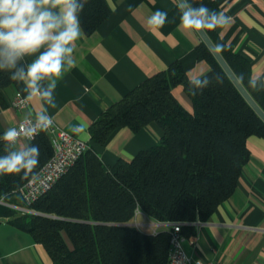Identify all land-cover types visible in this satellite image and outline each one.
<instances>
[{"label": "trees", "instance_id": "trees-1", "mask_svg": "<svg viewBox=\"0 0 264 264\" xmlns=\"http://www.w3.org/2000/svg\"><path fill=\"white\" fill-rule=\"evenodd\" d=\"M186 1L193 7L203 3L217 11L214 0ZM109 13L107 0H88L80 14L83 31L93 32ZM206 31L264 109V79L252 77L249 61L220 42L215 29ZM197 52L210 64L203 75L190 80L181 63L174 61L109 105L89 127L91 141L103 144L120 126L137 131L154 121L162 129L154 146L113 165L89 146L30 204L22 200L18 189L33 175L23 179V173L0 175V217L42 243L54 264H167L172 224L144 230L130 224L137 211L158 221L180 223L185 237L194 235L195 222L206 220L235 189L249 157L248 137L264 138V121L202 41ZM27 64L25 58L17 67L26 69ZM13 71L0 70V92L8 84H21L9 78ZM198 79H206L207 86L198 87ZM46 80L40 82L42 89L47 88ZM177 84L192 99L193 112L175 97L172 89ZM33 145L40 150L36 174L53 148L44 130L25 147ZM5 148L6 142L0 139V156L7 154ZM13 198L20 204L11 203Z\"/></svg>", "mask_w": 264, "mask_h": 264}, {"label": "crops", "instance_id": "crops-1", "mask_svg": "<svg viewBox=\"0 0 264 264\" xmlns=\"http://www.w3.org/2000/svg\"><path fill=\"white\" fill-rule=\"evenodd\" d=\"M217 11L231 17L223 28H215L218 40L247 59L252 77L264 79V0H214ZM109 15L76 42L74 66L57 81L55 106L39 95L29 96L25 85L13 83L0 92V133L16 127L23 117L49 114L62 129L83 140L107 164L130 160L140 150L154 146L162 135L154 121L137 131L127 126L114 129L103 144L90 139L89 127L113 102L150 75L179 61L188 79L194 80L210 68L197 52L196 30L181 24L183 9L177 0H107ZM156 10L166 11L167 22L157 28L148 24ZM35 57H26L30 63ZM50 80H46V84ZM17 90L29 96L21 110L11 106ZM180 104L193 112L194 104L183 85L172 89ZM74 127L80 130L73 131ZM26 140L14 146L24 148ZM249 157L242 166L233 192L215 207L206 220L195 222L194 235L182 246L195 260L220 264H264V138L247 139ZM132 223L144 230L169 227L138 210ZM0 264H54L44 245L32 235L0 217Z\"/></svg>", "mask_w": 264, "mask_h": 264}, {"label": "clouds", "instance_id": "clouds-1", "mask_svg": "<svg viewBox=\"0 0 264 264\" xmlns=\"http://www.w3.org/2000/svg\"><path fill=\"white\" fill-rule=\"evenodd\" d=\"M87 3L88 0H0V70L15 69L9 77L11 80L22 82L29 96L39 95L54 107L52 94L57 81L63 79L75 63L76 42L83 34L80 14ZM167 19L166 11L156 10L148 18V24L160 28ZM180 19L188 30L223 28L231 21V17L203 3L199 7L189 4ZM33 56L35 59L26 69L17 67L19 61ZM45 79L50 83L42 89L40 82ZM196 84L206 87L207 80L198 79ZM52 123V117L41 113L32 128L8 127L0 137L6 142L7 153L0 156V175L23 173L22 179L34 175L39 165V147L33 145L8 151L7 146L18 144L22 130L34 139L37 127L43 130ZM77 130L79 127L73 128Z\"/></svg>", "mask_w": 264, "mask_h": 264}, {"label": "built area", "instance_id": "built-area-1", "mask_svg": "<svg viewBox=\"0 0 264 264\" xmlns=\"http://www.w3.org/2000/svg\"><path fill=\"white\" fill-rule=\"evenodd\" d=\"M29 105V96L19 90L16 91L11 106L16 110H21ZM52 117L49 114H46ZM52 125L46 129L50 137L53 152L50 158L43 164L39 171L30 177L18 189L22 200L30 204L40 194L47 191L79 158L88 148L87 141L77 135L59 127L53 117ZM36 124V118L23 117L16 125L19 129H29ZM40 127L36 128V134L41 131ZM35 134V135H36ZM20 139L30 140L26 131H21ZM21 211H29L26 208L11 205ZM185 236L181 233L180 223H172V234L170 239V249L167 264H220L214 261H201L191 258L183 249L182 240Z\"/></svg>", "mask_w": 264, "mask_h": 264}, {"label": "water", "instance_id": "water-1", "mask_svg": "<svg viewBox=\"0 0 264 264\" xmlns=\"http://www.w3.org/2000/svg\"><path fill=\"white\" fill-rule=\"evenodd\" d=\"M177 1L182 9L188 6V3L186 0H177ZM196 32L198 33L200 40L209 49V51L211 52L215 60L224 70V72L229 77V79L231 80L233 85L236 87V89L240 92V94L247 101V103L251 106V108L255 111V113L260 117V119L264 121V109L261 108V106L255 101V99L251 96L249 91L245 88L243 83L239 80L235 72L232 70V68L229 66V64L227 63V61L221 54L220 50L218 49L214 41L211 39V37L207 33L206 29L196 30ZM130 224H133V223H130Z\"/></svg>", "mask_w": 264, "mask_h": 264}, {"label": "rangeland", "instance_id": "rangeland-1", "mask_svg": "<svg viewBox=\"0 0 264 264\" xmlns=\"http://www.w3.org/2000/svg\"><path fill=\"white\" fill-rule=\"evenodd\" d=\"M8 200H10V199H8ZM10 202H11V203L20 204V203H19V200H18L17 198H13Z\"/></svg>", "mask_w": 264, "mask_h": 264}]
</instances>
